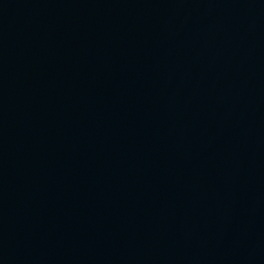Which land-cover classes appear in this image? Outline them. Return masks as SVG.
Masks as SVG:
<instances>
[{
  "label": "water",
  "instance_id": "1",
  "mask_svg": "<svg viewBox=\"0 0 264 264\" xmlns=\"http://www.w3.org/2000/svg\"><path fill=\"white\" fill-rule=\"evenodd\" d=\"M0 264H264V0H0Z\"/></svg>",
  "mask_w": 264,
  "mask_h": 264
}]
</instances>
